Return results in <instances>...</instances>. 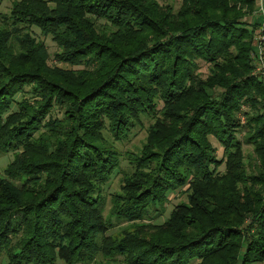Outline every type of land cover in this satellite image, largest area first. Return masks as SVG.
Wrapping results in <instances>:
<instances>
[{
  "label": "trees",
  "instance_id": "obj_1",
  "mask_svg": "<svg viewBox=\"0 0 264 264\" xmlns=\"http://www.w3.org/2000/svg\"><path fill=\"white\" fill-rule=\"evenodd\" d=\"M173 9L14 0L0 21V152L15 154L0 179L8 264L264 263V84L254 75L264 0ZM32 27L70 69L49 64ZM145 123L147 141L126 153L129 171L106 215L104 186L122 170L115 144ZM185 187L188 203L144 224ZM114 220L129 226L110 235Z\"/></svg>",
  "mask_w": 264,
  "mask_h": 264
},
{
  "label": "rangeland",
  "instance_id": "obj_2",
  "mask_svg": "<svg viewBox=\"0 0 264 264\" xmlns=\"http://www.w3.org/2000/svg\"><path fill=\"white\" fill-rule=\"evenodd\" d=\"M14 0H2L0 2V21L4 20V17H7L11 11L12 3ZM162 5H172L174 12H178L181 8L182 0H159ZM245 12L247 10H244ZM259 12H262V1L259 2V11L255 12L253 14V17H256L259 15ZM247 20L250 22L252 21L251 16H248ZM29 31L33 34V36L36 38L37 41L42 42L45 44L49 54H50V62L49 64L52 66H58L60 68L70 69V65L65 63H60L59 61H56L55 54L60 51V48L58 45L52 40L51 36L46 37L42 35L41 31L37 27H32L29 29ZM262 30H258L256 33L255 38V46H256V55H263L262 52H264V47L262 46L261 41L263 40V37L261 35ZM264 56V55H263ZM200 72L202 73V76L204 78L208 77V65L204 62L200 61ZM255 75V74H254ZM20 97V96H19ZM18 97V98H19ZM63 116V110L60 108H55L53 117L62 118ZM244 121V118H243ZM150 125V123H145V127L137 128L129 137L128 140L124 142H116L117 149L122 153L123 155V161H122V170L120 172H116L111 181L104 186V197L106 199V215L109 213L111 206H112V197L115 193H118L121 191V185L122 180L124 178L125 172L129 171V163L126 161L128 152H132L134 154H139L143 145L147 141V127ZM239 139L243 141V146L245 150L246 157L247 156H254L253 152V146L250 144H247L245 141V132L242 131L239 134ZM212 142L214 146L217 149V157L219 160L223 159V148L220 146V144L212 139ZM15 154L14 152H8V153H2L0 152V179L5 178V169L7 166L14 160ZM256 164V163H255ZM221 171H225V166L222 165L220 168ZM188 189V187L183 188L180 191L172 192L168 195V202L165 204V207L162 211L158 213V216L155 217L153 220L149 221H143L144 224H163L169 217L173 209L181 204V203H188V197L187 193L185 192ZM114 227L110 230L108 234H117L121 231V229L128 227L129 224L127 222H120L117 220L113 221ZM0 263L1 264H8V257L7 254L2 253L0 255ZM58 264H63L61 261L58 262ZM264 264V263H259Z\"/></svg>",
  "mask_w": 264,
  "mask_h": 264
},
{
  "label": "built area",
  "instance_id": "obj_3",
  "mask_svg": "<svg viewBox=\"0 0 264 264\" xmlns=\"http://www.w3.org/2000/svg\"><path fill=\"white\" fill-rule=\"evenodd\" d=\"M254 59L256 62L255 75L258 76L263 81L264 84V56L259 55Z\"/></svg>",
  "mask_w": 264,
  "mask_h": 264
}]
</instances>
